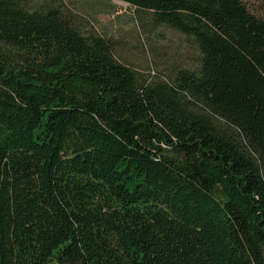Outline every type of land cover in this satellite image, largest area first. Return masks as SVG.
Wrapping results in <instances>:
<instances>
[{"label":"trees","instance_id":"16d2710c","mask_svg":"<svg viewBox=\"0 0 264 264\" xmlns=\"http://www.w3.org/2000/svg\"><path fill=\"white\" fill-rule=\"evenodd\" d=\"M121 1L197 64L148 80L62 0H0V264H264V19Z\"/></svg>","mask_w":264,"mask_h":264},{"label":"rangeland","instance_id":"374dc122","mask_svg":"<svg viewBox=\"0 0 264 264\" xmlns=\"http://www.w3.org/2000/svg\"><path fill=\"white\" fill-rule=\"evenodd\" d=\"M84 32L112 39L115 57L148 80L164 76L173 66L194 67L199 53L191 40L164 26L138 19L134 7L121 0H62ZM264 19L263 0H241ZM142 22V23H141Z\"/></svg>","mask_w":264,"mask_h":264}]
</instances>
